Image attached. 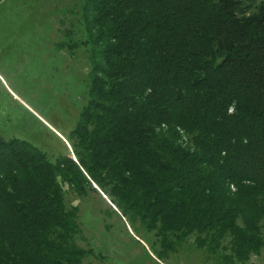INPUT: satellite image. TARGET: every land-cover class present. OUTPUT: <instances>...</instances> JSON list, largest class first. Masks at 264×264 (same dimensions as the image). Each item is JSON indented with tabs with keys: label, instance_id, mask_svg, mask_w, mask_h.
I'll list each match as a JSON object with an SVG mask.
<instances>
[{
	"label": "trees",
	"instance_id": "16d2710c",
	"mask_svg": "<svg viewBox=\"0 0 264 264\" xmlns=\"http://www.w3.org/2000/svg\"><path fill=\"white\" fill-rule=\"evenodd\" d=\"M79 16L88 93L70 155L0 138V264H93L67 192L102 193L163 242L259 254L264 0H81Z\"/></svg>",
	"mask_w": 264,
	"mask_h": 264
},
{
	"label": "rangeland",
	"instance_id": "374dc122",
	"mask_svg": "<svg viewBox=\"0 0 264 264\" xmlns=\"http://www.w3.org/2000/svg\"><path fill=\"white\" fill-rule=\"evenodd\" d=\"M80 4L0 0V138L25 140L51 162L70 155L71 132L87 100L89 46ZM65 203L78 208L76 242L93 250V264H264V249L240 263L229 261V252L197 247L193 236L163 242L100 192H67Z\"/></svg>",
	"mask_w": 264,
	"mask_h": 264
}]
</instances>
